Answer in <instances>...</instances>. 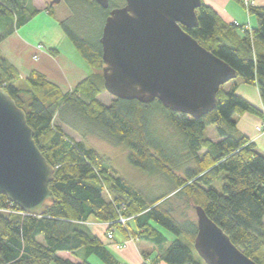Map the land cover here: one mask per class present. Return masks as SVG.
<instances>
[{
	"label": "trees",
	"instance_id": "trees-1",
	"mask_svg": "<svg viewBox=\"0 0 264 264\" xmlns=\"http://www.w3.org/2000/svg\"><path fill=\"white\" fill-rule=\"evenodd\" d=\"M62 1L71 15L60 25L94 73L67 91L37 70L20 78L12 64L0 60V87L25 112L53 167L49 187L56 198L43 216H34L0 195V264H92V256L104 264H126L91 230L90 221L108 224L107 236L118 230L152 245L154 253L143 252L142 264H206L194 246L197 216L189 211L196 207L249 258L264 264V154L235 120L244 114L264 118V6L248 7L257 19V26L248 28L227 24L202 1L198 26L184 28L237 78L257 87L263 103V109L257 107L237 94V85L226 90V84L216 108L194 119L158 100L114 98L105 104L101 38L110 12L126 1L110 0L108 9L93 0ZM234 1L245 7V0ZM56 7L47 0L49 15ZM39 13L32 0H0V44ZM158 113L175 132L174 142L155 129ZM211 126L217 141L206 135ZM88 135L127 148L130 164L164 177L168 190L147 195L109 157L85 144Z\"/></svg>",
	"mask_w": 264,
	"mask_h": 264
},
{
	"label": "water",
	"instance_id": "water-1",
	"mask_svg": "<svg viewBox=\"0 0 264 264\" xmlns=\"http://www.w3.org/2000/svg\"><path fill=\"white\" fill-rule=\"evenodd\" d=\"M50 6L62 0H48ZM108 9L110 0H93ZM106 20L101 44L106 91L199 119L213 111L220 89L237 72L184 28L199 24L202 0H125ZM54 169L41 153L25 112L0 87V195L24 213L43 216ZM195 249L206 264H258L196 207Z\"/></svg>",
	"mask_w": 264,
	"mask_h": 264
},
{
	"label": "crops",
	"instance_id": "crops-1",
	"mask_svg": "<svg viewBox=\"0 0 264 264\" xmlns=\"http://www.w3.org/2000/svg\"><path fill=\"white\" fill-rule=\"evenodd\" d=\"M202 1L212 7L227 24H237L239 26L248 25L249 28L255 27L254 19L250 14L247 15L248 10L237 2H234V0ZM250 1L251 5L264 6V0ZM32 3L40 12H46V6H37L36 0H32ZM241 7H243L247 13H245ZM61 58V54L57 49L51 48L49 50H43L40 46H35L33 42L20 36V29L13 32L0 44V60H6L12 64L22 77H27L30 72L37 70L43 73L50 81L58 84L64 90H67L66 88H68L70 84L75 83L74 85H76L84 80L88 74L75 63ZM61 61H64L66 67L65 71L71 78H74L73 80H70V78H68L69 76L62 73L59 65ZM252 103L263 109L260 94L254 95ZM237 122L239 131L254 141L258 150L264 154V133L260 134L256 130V127L264 122V118L251 114H244L238 115ZM95 222L96 221H90L88 226L124 263L142 264L144 262L141 254L142 252L154 253V247L148 243L132 241L122 233L120 237H117L115 232L109 231L113 234L115 242L125 245L124 248L117 249L107 237L106 232L108 231L109 225Z\"/></svg>",
	"mask_w": 264,
	"mask_h": 264
},
{
	"label": "rangeland",
	"instance_id": "rangeland-1",
	"mask_svg": "<svg viewBox=\"0 0 264 264\" xmlns=\"http://www.w3.org/2000/svg\"><path fill=\"white\" fill-rule=\"evenodd\" d=\"M247 1H249V6H250L251 1L250 0H247ZM245 2L246 0L244 1V5H245V8L248 10ZM36 3H37L36 5L39 7L46 6L47 8V0H36ZM241 8L245 13H247L243 7ZM248 14L249 13H247V15ZM70 15H71V10L69 6L64 1H62L55 8L54 16L49 15V13L47 14V12L45 11L40 12L33 19H31L29 22H27L24 26L20 28V36L33 42L35 46L37 45L40 46L43 50H49L51 48L57 49L61 54V57H62L61 59L64 58L68 61H71L75 63L77 66H79L82 70H85L86 73L88 74L86 75V78H87V76H90L91 74L94 73V70L87 64L85 59L82 57L80 52L75 48L74 44L72 43V41L70 40V38L67 36V34L65 33V31L60 25V22L66 20ZM252 18L255 21V27H256L257 26L256 16L252 15ZM59 65H60V69L62 73L69 76L68 73H66L65 71L66 67L64 65V61H61ZM18 75L20 76V78H26V77H22L19 74V72H18ZM68 78H70V80L74 79V78H71L70 76ZM74 84L75 83L70 84V86L66 88L67 91L72 90L77 85V84L76 85ZM236 85H237L236 87L237 94L244 97L251 103L254 100V95L255 96L259 95L258 93L259 91L257 90V88L255 86L245 84L242 78H237L233 81H230L225 86V89L231 90ZM100 99L105 104H110V102L114 99V97L108 92H106L100 96ZM237 118L238 116H235V120H237ZM154 125H155V129L158 132H160L165 137L169 138L172 142H174L177 139V137L175 136V132L169 126H167V124L165 123L160 113H158L155 116ZM66 131L77 141L81 140V137L77 135L76 133L72 132L69 129H66ZM206 135L211 137L215 141L219 140L214 126H211L207 129ZM85 144L91 148L96 149L97 151L106 155L107 157H109L112 160V163L115 166V168L119 171V173L124 178H126L128 181L132 182L137 187H139L141 190H143L147 195L151 197H155L160 194H163L164 192L168 190L169 185L164 177L160 175L151 176L147 172L143 171L142 169L137 168L133 166L132 164H130L128 160V149L125 148L124 146H115L107 142L106 140H103L94 135H88L85 138ZM217 187L221 191V186L218 185ZM189 215L192 218L196 219V214L194 210H190ZM115 233L117 237L121 236V233L118 230H115ZM111 243L115 247L117 246V244H119L115 242L114 240L111 241ZM124 247L125 245L122 243L121 247L118 249H122ZM89 260L92 264H104L103 262H101V260H99L98 258L94 256H92ZM51 264H55V263H51ZM160 264H166V263L162 262Z\"/></svg>",
	"mask_w": 264,
	"mask_h": 264
},
{
	"label": "built area",
	"instance_id": "built-area-1",
	"mask_svg": "<svg viewBox=\"0 0 264 264\" xmlns=\"http://www.w3.org/2000/svg\"><path fill=\"white\" fill-rule=\"evenodd\" d=\"M245 3H246V6H247V8H248V7H249V1L246 0ZM256 130H257V132L260 133V134L264 133V122H263L262 124H260L259 126H257ZM121 222H122V223H125V220H124V219H121ZM107 237H108V239H109L110 241H113V240H114V237H113V234H112V233H109ZM116 244H117V243H116ZM120 247H121V244H117L116 248L118 249V248H120Z\"/></svg>",
	"mask_w": 264,
	"mask_h": 264
}]
</instances>
